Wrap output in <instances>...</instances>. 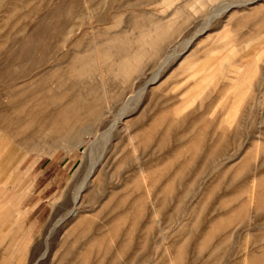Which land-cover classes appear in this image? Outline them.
<instances>
[{
	"label": "rangeland",
	"instance_id": "374dc122",
	"mask_svg": "<svg viewBox=\"0 0 264 264\" xmlns=\"http://www.w3.org/2000/svg\"><path fill=\"white\" fill-rule=\"evenodd\" d=\"M244 1L0 0V264H264V2L215 18Z\"/></svg>",
	"mask_w": 264,
	"mask_h": 264
},
{
	"label": "bare ground",
	"instance_id": "6f19581e",
	"mask_svg": "<svg viewBox=\"0 0 264 264\" xmlns=\"http://www.w3.org/2000/svg\"><path fill=\"white\" fill-rule=\"evenodd\" d=\"M259 1L264 2V0H250V1H244V2H239V3H230V4H226L223 9L220 10V13L215 16V18H221L225 15H227L229 12H231L234 9H246L247 7L258 3ZM204 5V4H203ZM199 7V6H197ZM219 12V11H218ZM228 17V16H226ZM225 17V18H226ZM208 23V22H207ZM212 22L208 23L207 26L204 28L203 31H207L211 28L212 26ZM156 30V29H155ZM160 31V30H158ZM151 33V32H150ZM156 33V32H155ZM158 33V32H157ZM156 33V34H157ZM161 34V32H160ZM153 35V34H151ZM163 35V34H162ZM147 36V35H145ZM199 37V36H198ZM148 39L150 37H147ZM146 38V39H147ZM155 39H159V37L155 36ZM194 39H192L191 41H189L187 47H189V45L192 44ZM197 40V38L195 39ZM194 40V41H195ZM149 41V40H146ZM147 43V42H145ZM149 43V42H148ZM152 45V44H151ZM141 47V46H140ZM143 47V46H142ZM154 48V47H153ZM143 49V48H142ZM142 52V51H141ZM132 53V52H131ZM97 56V55H96ZM100 58V57H99ZM97 62V61H95ZM102 63V62H100ZM98 65V63H97ZM100 65V64H99ZM99 69V66H98ZM160 74L157 76V78L155 79V82L159 79ZM146 93V92H145ZM127 113L124 112L121 116L119 120H116L114 122V124L112 125L113 129L118 126L119 124L122 123L121 118L123 116H126ZM122 125H125V123ZM120 125V126H122ZM125 128V127H124ZM129 128V127H128ZM99 136V137H98ZM98 139L96 141V143L94 145H92V149L90 151V166L87 169L86 173L81 177L80 181L78 182V184L76 185L77 187L74 190V193L72 195V207L63 215L62 219L54 226L55 228L59 225H61L62 223L68 221L70 218H75L78 216L79 212H80V204L82 203V198L83 195H85L86 191L88 190L89 186H91V184L93 183V179L96 176V173H98L97 171H99V167L102 165V162L104 160V157L106 155V150H107V146L110 143V137L106 136L105 134H101L98 135ZM131 140V139H130ZM132 142V140H131ZM134 146V145H133ZM133 148V147H132ZM136 153V152H135ZM123 161V160H122ZM142 174V173H141ZM143 177V176H142ZM146 185V184H145ZM71 187V185H70ZM146 187V186H145ZM71 190V188H70ZM148 190V189H147ZM85 193V194H84ZM155 213V212H154ZM45 256V255H44ZM43 256V257H44ZM52 257V256H51Z\"/></svg>",
	"mask_w": 264,
	"mask_h": 264
}]
</instances>
